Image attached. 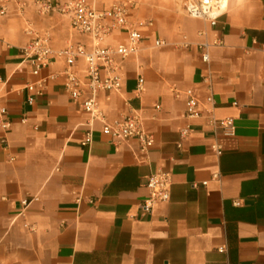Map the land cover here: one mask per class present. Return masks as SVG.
Segmentation results:
<instances>
[{"label":"crops","instance_id":"1","mask_svg":"<svg viewBox=\"0 0 264 264\" xmlns=\"http://www.w3.org/2000/svg\"><path fill=\"white\" fill-rule=\"evenodd\" d=\"M37 1L0 0V264H264V0H225L214 26L186 15L191 0H83L95 11L133 2L139 51L117 59L121 88L97 102L108 123L140 116L153 140L145 151L88 124L83 99L64 90V57L32 74L21 50L35 35L47 34L56 52L91 48L66 16L39 15ZM127 36L113 30L101 45ZM73 70L85 77L83 58ZM187 89L201 108L211 96L214 118H232L235 135L204 113L187 119ZM157 172L171 176L170 199L142 214L146 178Z\"/></svg>","mask_w":264,"mask_h":264},{"label":"built area","instance_id":"2","mask_svg":"<svg viewBox=\"0 0 264 264\" xmlns=\"http://www.w3.org/2000/svg\"><path fill=\"white\" fill-rule=\"evenodd\" d=\"M36 11L39 15H47L58 12L66 16L69 20L70 28L78 35H85L91 38L90 51L77 45H69L62 51H53L49 45L47 34L35 35L33 40L21 50L22 57L32 67V74L38 75L41 69L51 64L54 57H64L67 68L61 73L63 86L67 95L73 101L83 99L82 109L89 116V125L94 121L102 123V132L110 138L113 144H119L130 139H136L142 151L152 145L151 135L145 133L141 118L132 113L120 121L108 123L105 121L97 102V95L100 91L117 92L121 88L119 76V62L129 55L139 51L141 36L132 27L127 17L133 7V2L114 3L106 11H95L89 8L83 0H68L62 4H51L46 0H38L35 3ZM225 0H191L184 5L187 16L195 19L207 21L214 26L217 19L225 12ZM5 9L0 7V15H4ZM125 29L127 31V43L118 44L115 47L102 46V41L109 36L113 30ZM160 43H156L159 45ZM207 45H202V61H208ZM78 58H83L86 64V75L79 77L73 70L74 63ZM53 78L55 77L52 76ZM143 80L139 78L136 92L142 90ZM28 90L32 87L28 86ZM178 92L176 95L178 96ZM187 97V119H199L203 113L209 116V122L219 129L223 136L233 137L235 126L232 118L218 120L212 114L213 99L211 96L206 98L209 108H201L199 101L192 89L184 91ZM0 115H5V109L0 107ZM3 129L8 130L10 123L6 120L1 121ZM191 127L186 125L180 129L179 137L181 140L187 139L191 134ZM91 142V130H88L82 141V145H89ZM181 147V142L177 143ZM217 155L221 154L222 147L216 143L211 146ZM171 176L169 173L157 172L146 178L145 188L148 195L139 205L142 214H150L158 203H166L170 199ZM24 206L28 204L25 200ZM237 204V203H236Z\"/></svg>","mask_w":264,"mask_h":264}]
</instances>
